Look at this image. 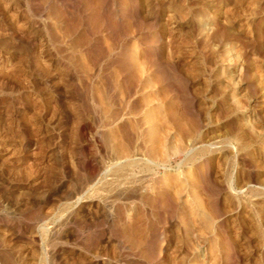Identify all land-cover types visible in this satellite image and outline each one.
<instances>
[{
    "label": "rangeland",
    "instance_id": "1",
    "mask_svg": "<svg viewBox=\"0 0 264 264\" xmlns=\"http://www.w3.org/2000/svg\"><path fill=\"white\" fill-rule=\"evenodd\" d=\"M0 264H264V0H0Z\"/></svg>",
    "mask_w": 264,
    "mask_h": 264
}]
</instances>
